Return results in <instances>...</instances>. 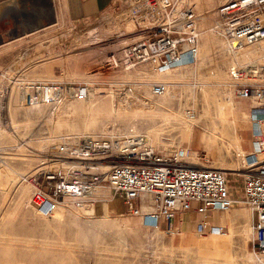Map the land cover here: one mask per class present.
Here are the masks:
<instances>
[{"label": "rangeland", "instance_id": "374dc122", "mask_svg": "<svg viewBox=\"0 0 264 264\" xmlns=\"http://www.w3.org/2000/svg\"><path fill=\"white\" fill-rule=\"evenodd\" d=\"M187 1L198 17L199 60L168 73H156L149 65L129 72L108 66L109 56L121 47L148 37L152 25L138 10L143 0H123L122 7L78 24L66 22L56 12L55 21L40 30L4 26L7 31L0 43V264H264V257L259 258L254 250L250 211L242 203L225 212L233 215L244 210L245 215L233 224L235 236L222 248L210 240L213 235L229 238L230 226L215 234L220 223L217 217L212 220V213L206 219L190 214L191 220L181 221L178 230L168 233L149 225L143 216L130 214L106 185L98 189L94 205L79 210L68 204L53 217L39 215L31 204L34 178L57 160L52 146L82 134L135 131L147 134L162 155L188 148L191 155L208 158L215 168L238 166L236 171L244 172L239 152L251 151L241 147H252L253 103L237 98L228 78L235 57L218 34L219 0ZM208 36L215 50L206 44ZM257 53H264V42L248 48L243 59ZM154 82L169 83V93L155 97ZM47 83L89 88L97 94L90 102L68 99L57 108L24 107L21 89ZM228 100L238 103L241 110L237 105L235 113L228 105L222 110L219 105ZM199 114L204 118L192 136L189 118ZM233 138L238 143L242 140L243 146ZM230 174L232 197L239 199L242 178ZM202 222L207 223L206 235L198 233Z\"/></svg>", "mask_w": 264, "mask_h": 264}, {"label": "built area", "instance_id": "2783aa9c", "mask_svg": "<svg viewBox=\"0 0 264 264\" xmlns=\"http://www.w3.org/2000/svg\"><path fill=\"white\" fill-rule=\"evenodd\" d=\"M138 10L152 25L148 37L110 55V68L129 72L149 65L156 73H168L199 58L201 34L194 10L182 9L174 0H147ZM218 11V34L235 57L228 71L234 95L253 103V149L240 156L241 198L232 197L230 173L213 167L199 153L191 155L188 148L166 156L155 150L147 134H82L55 143L51 150L57 160L34 178L31 204L39 215L53 217L68 204L79 210L94 205L95 194L106 185L130 214L146 217L158 230L170 233L180 215L196 213L206 219L213 212H230L241 202L252 214L255 253L264 257V53L243 59L248 48L264 42V0H219ZM151 84L156 97L170 91L169 83ZM21 90L26 108H57L68 99L86 100L89 93V88L57 83L30 84ZM198 233L207 234V223L198 225Z\"/></svg>", "mask_w": 264, "mask_h": 264}, {"label": "bare ground", "instance_id": "6f19581e", "mask_svg": "<svg viewBox=\"0 0 264 264\" xmlns=\"http://www.w3.org/2000/svg\"><path fill=\"white\" fill-rule=\"evenodd\" d=\"M143 1H144V4H142L140 7H138V9L145 8L146 7L147 0H143ZM25 5H28L29 8L28 9L27 8H24ZM12 7H14V8H12ZM5 10H9L10 15L16 19L15 22L18 21L17 23H15V27H25L26 26V28L28 27V28H30L32 30H40L47 23L54 22L55 21V18H56V10H55V2H54V0H7V1L1 2L0 3V19L2 17H4L2 12H4ZM97 38H100V37L97 36ZM0 39H1L0 40V43H1L2 40H3L1 36H0ZM212 40L213 39L212 38L210 39L209 36H208L207 37L206 44L209 45V47H212L213 48L214 46H213ZM198 60H199V58L196 61H198ZM142 84H144V83H142ZM147 86H149V85H147ZM147 86L144 84L143 87H147ZM96 94H97V92H95L92 89H89V93H88V96H87V101L90 102L92 100V98H94L96 96ZM90 104H92V102ZM227 105L229 106L230 112H234L235 113V109H236L235 107H236V105H237V109L238 110L239 109L241 110V108H240V106H239L238 103L235 105L234 101H229V100L226 102V104H224V105L223 104H220L219 106L221 107L222 110L223 109L225 110L226 107H227ZM203 118H204V116L201 115V114H199L198 117H196V115H193V116L191 115V117L189 118L190 125L188 123L187 124L189 126V130H190V133H191L192 136L195 135V128H196V126L199 127V125H200L201 121L203 120ZM184 123H186V122H184ZM202 128H205L206 130H204V131H207L208 132L207 126H204ZM221 134H224V132H222ZM231 137H233V136H231ZM204 138H205V136L203 137V139ZM205 139H209V138L206 137ZM233 139L235 140L236 143H238L237 138H233ZM238 144H240V143H238ZM239 153H240V155H242L244 152L242 153V151H241ZM72 167H76V168L79 169L80 165L79 164H73ZM70 169H73V168H70ZM220 169L225 170V171H227L229 173H232L234 175H239L238 171H236V170L239 169L238 166L237 167H231V168H220ZM239 203H241V202H239ZM107 209L110 210V206L109 207L107 206ZM244 215H245V211L244 210H242L241 212H238V213H234L233 215H229V214H225V213L223 214V212H217L216 213V216L214 218L217 217V219H218V221L220 223V228L217 229V230H215L214 233L215 234L216 233H221L220 232V229L221 228H224V227H227L229 225L230 226V237L225 240V239H222L220 237L221 235L220 236L213 235L212 239L210 240V244L213 245V246H215V247H218V248H222L224 245L226 246V245L230 244L231 241H232V237L235 236L233 224H235V222L240 217H243ZM249 215H250V221H251V225L249 226L250 227L249 228V231L250 232H253L252 214L250 213ZM147 219L148 218L145 217V220L146 221H147ZM147 222H148L149 225L154 226L153 223L150 222V220L147 221Z\"/></svg>", "mask_w": 264, "mask_h": 264}, {"label": "crops", "instance_id": "0c3cea01", "mask_svg": "<svg viewBox=\"0 0 264 264\" xmlns=\"http://www.w3.org/2000/svg\"><path fill=\"white\" fill-rule=\"evenodd\" d=\"M4 1H7V0H0V3ZM174 2L177 4H180L181 7H184V6L192 7V5L188 4L187 0H174ZM55 5L56 7H58V9L56 8V12L60 14L61 16H63L66 22H69L72 24H78V23L93 20L101 15H104L106 13L113 11L114 9H117L118 7H122L123 0H57V3L55 2ZM24 8L28 9L29 6L25 5ZM2 13L4 17L0 19V36L3 39L5 31H7V30H4V26L13 24L15 28V23H17L18 21L15 22L16 19L10 15L9 10H5ZM241 145H242V140L240 142V146ZM243 148H246L248 150L253 149V147H241V149ZM190 214H196V213H190ZM190 214L180 215L177 220V225L181 224L182 223L181 221L185 219L188 220L189 218H191L192 215ZM215 216H216V212H213L212 217H211L212 220ZM183 223H185V221H183Z\"/></svg>", "mask_w": 264, "mask_h": 264}]
</instances>
